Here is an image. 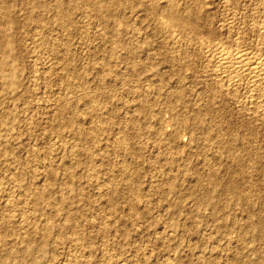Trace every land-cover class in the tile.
Masks as SVG:
<instances>
[{
    "label": "rangeland",
    "instance_id": "374dc122",
    "mask_svg": "<svg viewBox=\"0 0 264 264\" xmlns=\"http://www.w3.org/2000/svg\"><path fill=\"white\" fill-rule=\"evenodd\" d=\"M2 1L0 264H264V102L205 66L264 0Z\"/></svg>",
    "mask_w": 264,
    "mask_h": 264
},
{
    "label": "bare ground",
    "instance_id": "6f19581e",
    "mask_svg": "<svg viewBox=\"0 0 264 264\" xmlns=\"http://www.w3.org/2000/svg\"><path fill=\"white\" fill-rule=\"evenodd\" d=\"M186 3V2H185ZM59 5V4H57ZM57 10L63 11V6H57ZM156 7V6H155ZM158 7V6H157ZM0 8L2 11L7 9V3L1 0ZM56 8V7H55ZM189 8V7H188ZM158 9V8H157ZM192 9V8H191ZM189 9L179 10L175 7H170L167 9L159 8L161 15L169 21L170 24L176 27H188L193 31H198L197 18L195 17L196 12ZM196 10V9H195ZM198 14V13H197ZM196 14V15H197ZM160 15V16H161ZM56 22V21H55ZM204 23V22H203ZM203 25V24H202ZM3 33V32H2ZM115 33V32H114ZM204 33V32H203ZM112 37V36H111ZM5 40V39H4ZM211 40V39H210ZM3 41V40H1ZM212 51L207 54L205 66L209 69V76L214 87L217 91H233L235 87L242 82L247 84L248 89L259 90L260 92L254 93L253 100L250 105L255 113H262L260 110L263 99H264V52H253L247 48L240 47L238 45H227L225 42L218 39L212 40ZM115 42V41H114ZM175 42V41H174ZM236 42V41H235ZM231 44V43H229ZM234 44V43H233ZM263 45V44H262ZM179 44H173L174 48H179ZM208 46V45H206ZM262 47V46H261ZM208 48V47H207ZM264 48V47H263ZM262 48V49H263ZM260 49V48H259ZM207 50V49H206ZM145 51V50H144ZM153 52V51H152ZM209 53V52H208ZM140 54V53H139ZM154 54V53H153ZM178 54V53H177ZM147 55V54H146ZM157 55V54H156ZM152 56V55H151ZM203 57V59L205 58ZM130 58V57H129ZM128 58V59H129ZM144 59V58H143ZM145 60V59H144ZM143 61V60H142ZM166 62V61H165ZM139 64V63H138ZM207 64V65H206ZM143 65V64H142ZM135 66V65H134ZM141 66V64L139 65ZM147 66V65H146ZM151 66V65H150ZM146 68V67H145ZM153 68V67H152ZM151 67L149 70H153ZM136 69V68H135ZM173 69V68H172ZM148 70V71H149ZM143 71V70H142ZM145 71V70H144ZM147 71V70H146ZM139 72V71H138ZM150 72V71H149ZM204 72V71H203ZM202 72V73H203ZM146 73V72H145ZM205 73V72H204ZM152 74V73H151ZM245 84V85H246ZM206 85V84H205ZM218 91V92H219ZM236 91V90H235ZM237 93V92H236ZM235 93V94H236ZM256 115V114H255ZM179 127V126H178ZM181 127V126H180ZM173 137V136H172ZM125 138V137H124ZM176 138H174L173 141ZM107 140V139H106ZM180 141V140H179ZM177 141V142H179ZM233 143V142H232ZM114 144V143H113ZM229 144V143H228ZM227 144V145H228ZM80 148V147H79ZM71 169V168H70ZM210 179V178H209ZM213 184L217 183V179L211 176ZM219 184V183H218ZM19 189V188H18ZM41 190V189H40ZM226 191L232 196H237L239 192L238 185L234 182L227 184ZM38 193V192H37ZM36 193V197L39 194ZM7 198V197H5ZM31 200V198H30ZM13 201V200H12ZM15 201V200H14ZM18 201V200H17ZM27 201V200H26ZM33 202V201H32ZM25 203V202H24ZM28 203V202H27ZM29 204V203H28ZM31 205V204H30ZM40 206V205H39ZM215 207V206H214ZM216 208V207H215ZM223 208V207H222ZM15 209V208H14ZM16 210V209H15ZM25 210V209H24ZM27 210V209H26ZM131 210V209H130ZM137 210V209H136ZM247 210V209H246ZM30 211V210H28ZM32 211V210H31ZM17 212V211H16ZM56 212V211H55ZM13 213V212H12ZM12 215V214H11ZM15 215V214H14ZM13 215V216H14ZM26 215V214H25ZM30 219V218H29ZM31 220V219H30ZM34 220V219H33ZM23 224V223H22ZM77 248V247H76ZM79 249V248H78ZM77 249V250H78ZM75 251V250H74ZM77 252V251H75ZM87 256V255H86ZM106 256V255H105ZM112 257V256H111ZM115 259V258H114ZM117 259V258H116ZM108 260V258H107ZM82 262V261H81ZM80 263V262H79ZM117 264V263H116Z\"/></svg>",
    "mask_w": 264,
    "mask_h": 264
}]
</instances>
